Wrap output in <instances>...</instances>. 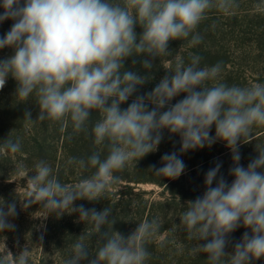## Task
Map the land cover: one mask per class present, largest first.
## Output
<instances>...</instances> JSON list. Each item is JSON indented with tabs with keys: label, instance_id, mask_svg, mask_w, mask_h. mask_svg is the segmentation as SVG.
Returning <instances> with one entry per match:
<instances>
[{
	"label": "clouds",
	"instance_id": "obj_1",
	"mask_svg": "<svg viewBox=\"0 0 264 264\" xmlns=\"http://www.w3.org/2000/svg\"><path fill=\"white\" fill-rule=\"evenodd\" d=\"M238 6L237 0H0V23L14 21L0 37V49H13L0 59V90L11 76L17 85L15 97L21 103L34 98L39 109L36 119L25 111L26 123L67 122L73 133L89 134L94 145L107 149L105 156L97 150L87 158L67 160L80 170L94 169L72 185L62 183L45 160L37 161L26 176L28 198L20 200L24 209L39 204L49 215L78 214L79 222L92 225L91 234L77 236L63 264H146L151 255L147 245L160 229L157 218L144 220L125 235L114 230L110 208L75 202H99L118 181L117 172L158 150L164 130L179 135L180 153L217 141L232 153L231 183L217 163L205 173L203 194L188 200L180 216L188 238L199 242L192 252L205 254L207 264H255L264 259V146H256L258 154L246 167L240 164L239 151L253 129L264 126V83L229 85L220 79L221 63L201 67L202 57L190 54L187 63L178 59L151 91L137 94L154 79L155 61L171 55V42L201 44L198 28L208 13H228ZM130 57L133 65L140 58L143 74L125 68ZM93 112L99 118L89 132ZM21 150L19 137L8 135L0 141V152ZM185 168L172 152L150 170L176 179ZM16 216L15 201L0 203V233L15 230L10 218ZM106 225H112L111 230ZM241 226L247 231L233 242L230 234ZM93 234L95 254L85 243ZM230 245L232 251H226ZM0 264H8L7 259ZM12 264H29L27 250L14 254Z\"/></svg>",
	"mask_w": 264,
	"mask_h": 264
},
{
	"label": "rangeland",
	"instance_id": "obj_2",
	"mask_svg": "<svg viewBox=\"0 0 264 264\" xmlns=\"http://www.w3.org/2000/svg\"><path fill=\"white\" fill-rule=\"evenodd\" d=\"M237 3L238 8L231 12L212 10L208 13L207 19L198 28L203 36L201 44L193 47L189 46L186 40L171 42V55L161 57L163 65L159 64L152 69L154 79L140 87L137 94L151 91L166 71L175 67L178 59H183L187 63L190 54L202 57L201 67L221 63L220 79L229 85L250 86L264 83V0H237ZM2 13L3 8H0V14ZM13 23L14 21L10 19L0 23V37L10 30ZM136 31L139 34L142 29L137 26ZM12 54L11 48L0 49V59ZM135 59L136 71L143 74L145 70L141 68L140 58ZM16 87L15 80L9 76L5 87L0 90V141L6 139L8 135L13 139L19 137L22 140L20 152L15 154L0 152L8 156L6 159L0 157V198L3 199L0 203L15 201L17 206V216L10 218V222L16 226L15 230L0 233V259L6 258L8 264H12L14 254L26 249L29 264H63L71 254V229L80 226L79 218L75 220L76 214L68 213L59 218L55 214L49 215L39 204L24 209L21 201L27 199L29 193L26 176L32 174L37 161L45 160L52 166L53 171L66 169L62 182L64 184L72 185L88 177L89 169L80 170L67 165L66 162L70 157L86 158L91 150L89 143L91 136L73 133L71 124L67 122L63 126L52 121L26 123L23 119L25 111H30L32 118L36 119L39 109L34 98L21 103L15 97ZM182 96L183 94L175 98L172 103ZM122 107H127V103ZM98 118L99 113L93 112L88 125L89 132ZM262 128L264 126L255 127L251 137L245 143H240L241 165L246 167L257 156L256 146H264V130L260 131ZM163 135L164 139L158 146L160 150L148 154L137 164L135 161L130 162L123 170L117 172L118 181L108 189L111 194L104 195L113 194L116 211L126 219L129 228L127 234L144 220L153 218L159 220L158 241L169 236L171 245L178 250L171 253L163 264H207L205 254L195 256L188 250L199 242L188 238L179 224V219L186 208V202L203 194L205 173L217 163L222 165L220 174L231 183L233 177L229 175V170L233 166L232 153L222 141H217L211 147L205 146L202 149L188 151L190 161H201L205 157L214 156L212 160L214 163L210 162L203 167L195 166L197 172L192 174L188 170L184 171V178L180 184L163 186L161 181L165 177L153 173L150 168L153 165L160 167L161 162L156 153L163 155L175 151L173 147L175 148L177 141L176 134L170 135L167 130H164ZM212 135H215L214 126ZM69 136L72 137L71 140L68 139ZM180 190L184 191L183 196L187 194L192 198L189 199L187 196L186 199L180 196L170 198L173 191L179 195L177 193ZM87 202L89 203L87 200H80L76 201L75 205L86 206ZM99 202H102V199ZM99 202H96L97 205ZM49 228L51 237L47 240L45 233ZM245 231L247 229L241 226L230 234V239L233 242L239 241ZM72 235L79 236L76 231ZM90 239L86 240L87 245ZM147 248L148 251L154 249L150 243ZM226 251H232L231 245ZM255 264H264V259L256 261Z\"/></svg>",
	"mask_w": 264,
	"mask_h": 264
},
{
	"label": "trees",
	"instance_id": "obj_3",
	"mask_svg": "<svg viewBox=\"0 0 264 264\" xmlns=\"http://www.w3.org/2000/svg\"><path fill=\"white\" fill-rule=\"evenodd\" d=\"M134 58L132 59H129L126 61L125 63V68L127 70H133V71H136V68L137 66L136 65H133V63L131 62ZM163 65V59L158 58L157 61H155V67L157 65ZM134 97L130 98V100L127 102V103H130L131 102V99H133ZM264 128H262L260 131H263ZM176 137H177V141L175 143V148L173 147V149H175V151L173 152H176L180 158L184 161L185 165H186V168H185V171L188 170V172H190V174L192 173H195L197 172V169L194 168L195 166H204L205 164H208V163H214L213 160V157L214 156H208V157H205L204 159H202L201 161H190V157H188V151L185 152V153H180V147H181V144H180V139H179V136L178 134H176ZM89 143H90V146H91V150L88 152V154L86 155V158L88 155H90L93 151H101L102 153V156H105L107 155V149L106 151L104 152V148L101 147V146H96L94 145L93 143V140H92V137H90L89 139ZM160 150V148L158 149ZM191 151V150H189ZM172 152V151H169V153ZM156 155L159 157V160L161 162V156L162 154H158L156 153ZM0 157L2 158H5L8 157L7 155H4L2 153H0ZM189 160V161H188ZM191 162V163H190ZM205 162V163H204ZM189 165V166H188ZM88 172V177L92 175V173L94 172V169H91L89 168V170L87 171ZM54 174L58 177V179L63 182L64 180V176L66 174V169L64 168H60V169H57L56 171H54ZM117 176V174H115ZM87 178V177H86ZM184 178V173L181 174L178 178L176 179H169L167 177H165L162 181H161V184L164 186H169V185H172V184H177V183H181L182 179ZM107 194H111L110 191H106ZM179 195H176V192L173 191L171 193V199H175L176 197L179 198H182V199H186L185 196H187V198L191 199L190 197H188V195L186 194L185 196H183L182 194H185L184 191L180 190L179 193H177ZM114 202V198H113V194L112 196H103L102 198V202H99L98 205L96 202H87L88 204L85 206L86 208H93L95 207L97 210H100L104 207H108L112 210V214H111V217H110V220L112 221V224H114L113 228L114 230L116 231H119L125 235H127L128 231H129V228H128V225H127V222H126V219L119 214V212L116 211L115 209V205L113 204ZM78 219V214H76L75 216V220ZM79 227L77 229H71V246L76 242V239H77V235H72L73 232L76 231V233L78 232V235L80 233H87V234H91L92 233V225L85 222V223H82V222H79ZM111 227L112 225H106L105 226V229L106 230H111ZM51 230L50 228L47 229L46 233H45V237L46 239L48 240L50 237H51ZM94 240V242H93ZM170 237L169 236H166L164 239L158 241L157 239V235L156 237L150 242V245H152V247H154V249H152L151 251H149L151 253L150 255V258L148 259L147 262H151V264H163V261L165 259H167V257L170 256L171 253H176L178 250H177V247H175L174 245L172 246L171 245V242H170ZM189 242V240H187ZM86 242V241H85ZM89 242V245L88 248L90 250V252L92 254H95V250L97 248V240H96V237L95 235H91V239L88 241ZM92 244V245H91ZM149 245V244H148ZM157 248V250H155ZM192 247H189L188 250L192 252ZM188 251L186 250V253ZM193 253V252H192ZM195 256H198L202 253H193ZM204 255V254H203ZM146 262V263H147Z\"/></svg>",
	"mask_w": 264,
	"mask_h": 264
}]
</instances>
